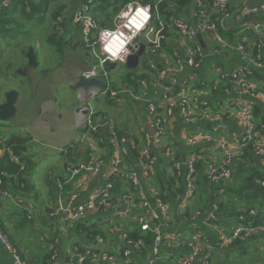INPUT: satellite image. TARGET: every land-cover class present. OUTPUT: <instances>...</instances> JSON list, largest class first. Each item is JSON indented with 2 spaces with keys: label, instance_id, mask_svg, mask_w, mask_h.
<instances>
[{
  "label": "crops",
  "instance_id": "0c3cea01",
  "mask_svg": "<svg viewBox=\"0 0 264 264\" xmlns=\"http://www.w3.org/2000/svg\"><path fill=\"white\" fill-rule=\"evenodd\" d=\"M177 1L172 0L174 3ZM262 3L264 0H230L225 15L208 7L203 10V17L217 23L218 34L227 44L232 45L243 37H247L250 41L248 49L250 55L258 52L264 61V37L260 36L264 35V31L255 30L256 25L264 23V13L252 16L243 14L245 8L258 6ZM93 4H95L94 0H74L73 7L69 12L65 11L64 7L62 13L67 12L68 14L65 25L69 26V21L71 19L73 21V18L78 14H90ZM154 5H156V1ZM177 7L181 9V12L168 8V15L170 16L161 14L160 21L156 25L159 27L166 26L169 29V35L164 40L163 45L148 48V44L152 42L154 35L151 30L144 33L140 39V42L145 44L146 51L140 57L138 74L143 72L148 76L134 85L128 81V76L114 77L112 73L110 80L108 76V82L110 81L111 84L109 86L120 95V101L115 102L109 95H105L108 96V100L101 101L96 107L93 106L94 113L105 119L112 118L115 121L118 138L131 139L135 142L136 151H132L128 143H125L128 153L123 158L121 167L126 172H132L136 175L139 193L144 200L151 204L152 210H156L153 200L156 197L161 198V194H163L164 199H162L169 205V213L162 218L161 222V229L165 236L169 232L176 231L181 232L184 238H189L194 232H201L203 251L209 257L207 264H264V232L253 233L246 240L235 241L229 246L218 244L219 234L229 233L239 223L244 227H264V192L259 187V181L264 179V159L251 148L243 150L234 157L231 163L232 179L217 184L207 180L206 170L208 164L213 160L221 161L220 153L199 159L196 164V193L186 205L182 204V196L185 190V186L182 189L184 169L178 177L172 167V161L184 163L187 155L196 148L212 147L220 141H225L231 145L245 134V128L241 122L214 116L216 112L228 109L232 101H240V103L250 106L257 125L255 131L264 136V132L259 128L264 114V70L254 69L246 59L237 53L227 51L208 33H198L197 35L200 37L197 38L196 35L192 43V45H199L204 53L203 58L192 67L186 58L184 42L179 34L169 26L168 22L172 18H177L195 28L199 6L197 0H188L183 6L179 2ZM60 32L59 30L58 36L61 35ZM66 32L67 35L62 42L65 51L63 47L60 50H50L48 53L41 50L40 59L37 58L39 63L37 73H31L27 69L23 75L24 79L16 81L9 78V84L12 87L8 91H17L19 98L14 120L5 126H0V131L3 133L0 135V159L6 153L5 140L9 136L20 135L27 140L23 146L24 151L21 153V166L23 168L21 181L23 183L20 191L26 194L20 197V193L13 190V183L11 181L5 182V189L11 198H19L21 203H16L11 198H0V223L3 224L2 227L0 224V228L2 230L10 222L17 223L12 229V234H9L7 230L6 233L26 264H44L46 254L51 264H66L68 252L75 245L104 251L115 257L116 264H125L121 256L124 248L122 233L126 231L131 235L136 230H140L133 220L118 223L117 226L113 225L119 220L123 205L106 213L88 216L82 221V224L100 230L103 239L100 246L95 244L94 239L84 238L77 231V223L63 227L60 223V216L53 218L49 216L58 208L56 195L58 180L63 181L65 178L66 162L77 165L103 160L104 170H106L110 167L116 152L115 141L109 134L103 135L104 144L99 145L95 142V135H91L85 127L76 126L75 111L79 107L77 103L79 97L72 87L77 75L80 72L84 73L92 66V56L89 52L81 51L82 49L85 50L86 46H82L79 33H75L77 28L71 25L66 27ZM69 44L74 47L73 52L78 55L77 57H73L72 52L73 55L70 54L67 57L69 60H66L63 66L57 65L54 69L43 65L42 59L45 53H54L60 57L66 51L71 52L72 48H69ZM53 47L56 49L57 45ZM35 48L38 49L37 46ZM8 58V55L4 57V59ZM25 62L28 64L27 58ZM147 64H151L154 69H148ZM111 67L116 69L117 66L106 64V72ZM165 68L172 70L171 75H169V79L174 81L171 92L173 93V87L179 88V92H175L178 97L184 96L204 103L205 109L211 115L186 123L182 119L180 109L176 108L168 122L167 134L162 137L159 143H151V155L155 159L154 172L151 178H145L142 173V162L139 160L140 149L147 144L148 140H152L154 134L148 115L149 104L153 103L163 109L167 98L170 96L165 87L158 83L155 76L157 70ZM49 69L53 72H50ZM233 70L244 72L245 80L254 86L252 96L240 94L238 91H234L232 86L230 87L227 83L219 80L221 73ZM107 73L110 74V71ZM36 74L39 75L38 80L33 79ZM52 78L57 79L55 84L48 83ZM29 92L31 93L29 94ZM95 92L96 90L92 91V93ZM96 95H92L91 98ZM121 101L124 102V105L117 107L115 103ZM4 102L5 100H0V104ZM190 137L197 140L195 146L187 143V139ZM31 140L45 141L46 146L50 147L58 157L56 161L50 163L45 160L49 166L42 169L40 173L37 172L38 164L30 146ZM17 179L20 182V179ZM103 184L100 173L80 174L64 189L67 194L76 193L78 195L77 204H82L91 193L99 190ZM173 184L176 187L180 185V193L176 196L173 194H176L177 191L171 188ZM123 187L128 188V185L124 184ZM35 188L36 194H40V201L36 202L37 207H32V211L38 210L32 215L34 220L31 222L25 220L24 222L23 216L19 215L17 210L24 209L29 200L26 198V196H30L29 190ZM42 195L48 204L46 207ZM213 205L218 206V211L215 218L211 220L209 213ZM7 211L11 212L6 213ZM143 236L147 237V234ZM186 253L187 248L178 249L163 245L160 249L158 264H179L180 258ZM147 259L148 252L146 251L141 254H134L131 258L133 264H147ZM0 264H13L11 254L1 242ZM89 264L105 263L92 262ZM194 264L205 263L201 257Z\"/></svg>",
  "mask_w": 264,
  "mask_h": 264
},
{
  "label": "built area",
  "instance_id": "2783aa9c",
  "mask_svg": "<svg viewBox=\"0 0 264 264\" xmlns=\"http://www.w3.org/2000/svg\"><path fill=\"white\" fill-rule=\"evenodd\" d=\"M15 0H0V14L3 9L13 3ZM97 1V0H94ZM230 0H197L199 12L197 13V25L195 28L190 27L185 21L172 18L169 20V26L176 31L181 37L186 46V58L189 64L193 67L203 58V50L199 45H192L198 33H208L214 39L225 47L230 53H237L256 70H264V61L257 52L254 55L248 51L250 41L247 37H243L240 41L234 44H227L218 34L217 23L207 20L203 17V10L210 7L216 10L219 14H226ZM163 0H156V5L162 3ZM154 5V7L156 6ZM264 13V3L245 8L243 14L245 16L259 15ZM89 14H78L74 17L75 22L80 25L82 39L88 44L92 50V66L84 73L86 78L102 79L105 82V87L96 91L95 94L109 95L115 102L120 101V95L113 91L109 84L108 73L105 70L106 64L125 65L127 59L133 53H137L142 35L150 29L153 19V9L150 5L140 4L136 1H131L124 5L112 22L111 28H98ZM163 28V26L161 27ZM258 32L264 31V23L255 26ZM155 33L153 35V40ZM114 39H119L123 42V49L113 55L111 43ZM149 69H154L151 64L146 65ZM172 70L165 68L157 70L155 73L156 79L160 85L165 87L170 96L167 98L163 109L151 103L148 106V115L151 119V124L154 129L152 140H148L147 144L140 149L139 160L142 162L143 176L151 178L155 159L151 155V143H159V141L167 134V126L169 120L173 116L176 108L181 111L183 121L191 122L194 119H202L208 117L211 113L205 109L204 103L197 100H191L184 96L178 97L171 92V88L167 86L174 85V81L169 79ZM242 70H233L231 72L221 73L219 80L232 86L234 91L243 95L252 96L254 86L245 80ZM169 84V85H167ZM88 114L83 116L79 127H85L91 135L97 136L95 142L99 145L104 144V137L100 134L101 129L106 131L115 141L116 152L112 158L110 167L104 170L103 160H96L87 164L80 163L77 165L65 164V178L63 181L58 180V208L51 213L52 217L60 216V223L63 227L78 223L84 218L96 213H106L116 207L123 205V209L119 214L118 223H126L128 220H133L137 224V228L142 232V236L133 239L126 231L122 233L124 248L121 256L125 264H133L132 256L141 254L144 251L148 252L147 264H158L160 259V249L163 245L170 248H187V253L183 255L179 264H194L202 257L203 263L207 264L208 254L203 251L202 234L194 232L189 238H184L181 232L172 231L165 236L161 229L162 218L169 213V205L162 198L156 197L153 200L155 211L152 210L151 204L144 200L138 188V179L132 172H126L122 169V160L127 155L128 149L125 143H128L132 151H136V144L131 139L118 138L116 131V123L112 118H106L103 121L92 119L93 107L90 105V100L87 103ZM216 117H225L227 119L239 121L245 128V134L236 139L231 145L225 141H220L212 147H200L191 151L184 163L180 164L177 161H172V167L176 175L180 177L181 171L184 169V194L182 196V204H188L196 193V164L199 159L206 156H214L220 153L221 161L213 160L208 164L206 170V178L210 183H221L231 180L233 177V169L231 163L234 157L247 148H251L257 155L264 159V136L255 131L257 125L250 106L240 103V101H232L231 106L223 111H218L214 114ZM261 131L264 132V114L262 123L259 125ZM260 131V132H261ZM187 143L191 146L197 144V140L193 137L187 139ZM8 150H6L7 152ZM10 160L18 163V158L8 151ZM100 173L104 182L103 186L91 193L82 204H77L78 195L76 193H66L65 186L70 183L75 177L80 174H96ZM18 181L17 177L7 172L0 170V198L10 199L11 195L5 189V182ZM128 185L124 188L123 185ZM259 187L264 192V179L259 181ZM16 203H21L19 198H11ZM218 206L213 205L209 213V219L215 218ZM264 232V227H244L241 223L235 225L229 233H220L218 236V244L220 246H229L235 241H244L253 233ZM150 233L153 235L151 245H147L144 239V234ZM85 238V233L81 234ZM100 246L103 242L101 235H96L91 240ZM0 242L7 251L11 254L13 264H26L20 257L18 250L12 245L9 237L0 229ZM92 262H102L105 264H116V259L104 251L93 250L89 247H81L80 245L73 246L68 252L66 264H89ZM249 264V263H245Z\"/></svg>",
  "mask_w": 264,
  "mask_h": 264
},
{
  "label": "rangeland",
  "instance_id": "374dc122",
  "mask_svg": "<svg viewBox=\"0 0 264 264\" xmlns=\"http://www.w3.org/2000/svg\"><path fill=\"white\" fill-rule=\"evenodd\" d=\"M137 3L142 4L143 0H134ZM74 0H55L54 2H51L48 4V8L44 12L42 20L40 19V14H37L34 18L33 21L27 23L23 18H18L15 20L14 23L11 24H5V25H0V100L6 97L7 92H9V88L12 87L11 84H9V78H13L16 81H20L21 79H24V76L22 73H26L27 69L31 73H37V67H29L28 64H26V53L28 51L29 47H32L35 49V55L37 56L38 59H40L41 50L46 51L47 53L50 50H57L61 49L63 47V50L65 51V46H62V42L65 39V36L67 35L66 33V27L73 26L77 28V32L79 33V38L82 41V46H86L85 50H81L84 52H89L92 56V50L91 48L88 47V44L82 39L81 33H80V25L79 23L75 22L74 18L73 21L72 19L69 21V26L65 25V21L68 19V14L72 9ZM65 7V11H62L57 14L58 10L60 9L61 6ZM162 3L159 5H156L155 7H152L153 9V19L150 25V29L153 30L155 33V26L158 24L161 18V7ZM120 9V8H119ZM228 10V9H227ZM63 15V16H62ZM90 16L91 15H87ZM115 16L112 18V21L114 20ZM98 28H103L99 24H96ZM218 28V25H217ZM219 29V28H218ZM61 31V35H57L58 31ZM73 33V32H72ZM56 43V44H55ZM56 49H54L53 46ZM37 46L38 49L35 48ZM72 48L71 52L66 51V53H62L60 57H58L57 54L50 53V54H44L43 57V65L48 67H51V69H54L57 65L63 66L67 59V57L72 54V52L75 50L74 47H72L71 44H69V48ZM74 54V55H73ZM73 57H77L78 55H75L73 52ZM9 56L8 59H4V57ZM46 57V58H45ZM7 60V61H6ZM47 60V63L45 64V61ZM6 63V65H4ZM39 64V63H38ZM106 66V65H105ZM104 66V67H105ZM114 66V65H113ZM125 65H117L116 69L111 67L107 70V72L110 71L109 75V80L112 78V73L114 74V77L118 76H123L127 75L130 71V69H126L124 67ZM45 69V68H44ZM43 69V70H44ZM114 69L113 71H111ZM139 69V68H137ZM50 70V69H49ZM89 70V69H88ZM87 70V71H88ZM85 71V72H87ZM50 72H53L50 70ZM84 72V73H85ZM144 74L143 72H140L139 75ZM10 75V76H9ZM37 75V76H36ZM34 75V80L39 79V75L36 74ZM54 76V75H53ZM38 77V78H37ZM57 82L56 78H52L48 81V83H53L55 84ZM110 82V81H109ZM108 82L107 83L111 86V84ZM12 91V90H11ZM31 92H29L30 94ZM47 96V95H46ZM108 96H103L102 94H97L94 96V98L90 99V105L93 107H96L99 105L101 101H107ZM26 103V102H25ZM77 103L79 106H81V102L79 99H77ZM32 104V103H30ZM29 104V105H30ZM117 107H122L124 105V102L121 101L120 103H115ZM113 104V106H115ZM125 108H127L125 106ZM94 113V109H93ZM95 114V113H94ZM77 116V115H76ZM7 123H1L0 126H5ZM79 128H83V126H80ZM3 133L0 131V135ZM31 149L33 153L35 154V159L37 165V172L40 173L42 169H46L50 162L56 161L57 154H55L50 147L46 146L45 141H34L31 140ZM47 160V162L45 161ZM37 173V174H38ZM168 176V175H167ZM177 179V177H176ZM37 187V186H36ZM38 188V187H37ZM20 197H23L22 195L26 194L23 192H19ZM28 194H30L29 197L26 196L28 200L27 204L25 205L24 209H18L17 213L21 216H23V221L25 222H31L33 219L32 215L37 212V210L32 211V207L36 206V202L40 201V194H36V188L35 189H30ZM37 198V200H36ZM43 203L45 204L44 206H48L47 202L45 201V198L42 195ZM31 205V206H30ZM35 207V209H36ZM11 211H7L6 213H10ZM27 212V215L26 213ZM26 216V218H24ZM50 218H53L51 214L49 215ZM16 221V220H13ZM10 224V225H9ZM9 224H6L4 233H6V230L9 232V234H12L14 227L17 225L16 222H10ZM26 224V223H25ZM30 226V225H29ZM31 227V226H30ZM2 229V231H4ZM28 229V227H26ZM6 235L9 237V235L6 233ZM53 255V253H52ZM45 263L51 264L50 259L48 260V256L44 257Z\"/></svg>",
  "mask_w": 264,
  "mask_h": 264
},
{
  "label": "trees",
  "instance_id": "16d2710c",
  "mask_svg": "<svg viewBox=\"0 0 264 264\" xmlns=\"http://www.w3.org/2000/svg\"><path fill=\"white\" fill-rule=\"evenodd\" d=\"M54 1L55 0H15L9 6H7L3 9L2 13L0 14V25L14 23L15 20L20 18V17L23 18L25 21H27V23H29V22L34 20V18L37 14H40L39 20H42L44 12L48 8V4H50L51 2H54ZM131 1H134V0H97V1H94L95 4H93L94 6L92 7V11L90 13L91 17H92L93 21L95 22V24H99L103 28H111L112 27V18L119 13V11L122 9V7L124 5H126L127 3L131 2ZM155 1L156 0H143L142 4H150L152 7H154ZM119 2H121V4H119ZM179 2H181V5L183 6V4L187 3L188 0H178L175 3L172 2V0H163L162 5L160 7L161 14H163L164 16H167L169 14L168 8H172L173 10H175L177 12H181V9H179L177 7ZM62 9H64L63 6L60 7L57 14H59L62 11ZM169 16L170 15H168V17ZM156 27L157 28L155 30V37H154L155 40L148 44V48H150V49L157 46V45H163L164 40L169 35V29L166 26H164L163 28H161L159 26H156ZM151 74H154V73H151ZM126 76H128V81L131 84L136 85L138 81L142 80L143 78H146L148 75H146V74L139 75L138 69H135V70H130ZM167 87L171 88V86H167ZM172 89H173V94L176 96L177 94L175 92H177V91L179 92L180 89L177 87H173ZM92 119L94 121H97V120L103 121L105 118L100 117L97 115V113H95L92 115ZM99 132L101 135H104V136L108 134L104 130H103V133H101L102 132L101 129L99 130ZM96 137L97 136H95V138ZM26 142H27V140L20 135L9 136L5 140L6 148L15 157L19 158V162L15 163L14 161L10 160V156H9L8 151L0 159V170L7 172L13 176L15 175L17 178L20 179L21 183L18 181L16 183V182H13V180H11V182L13 183V185H12L13 190L16 193H19L22 190L21 184L23 182L21 181L22 180L21 174L23 173V168L21 166V164H22L21 153H23V151H24L23 146H25ZM182 184H183V181H182ZM171 188L172 189L174 188L177 191V193L173 194V195L176 196V195H178V193H180V190H181L180 185L178 187H176V185L173 184L171 186ZM182 189H184V185H183ZM56 195H57V192H56ZM52 196H53V193H52ZM161 198H163V194H161ZM25 213L27 215V212H25ZM187 214H188V212H187ZM24 218H26V216H24ZM0 224L2 227L3 224L2 223H0ZM77 231L80 234L85 233L86 239H92L93 237H95L96 235H100V233H101L100 230H95L94 227L84 225L81 222L77 223ZM141 234L142 233L140 231L136 230L130 236L133 239H137L141 236ZM144 239H145V242L147 245H151L152 241H153V235L150 233H147V237L145 236ZM44 264H47V262Z\"/></svg>",
  "mask_w": 264,
  "mask_h": 264
},
{
  "label": "water",
  "instance_id": "95a60500",
  "mask_svg": "<svg viewBox=\"0 0 264 264\" xmlns=\"http://www.w3.org/2000/svg\"><path fill=\"white\" fill-rule=\"evenodd\" d=\"M199 38L200 35H197ZM264 37V35H260ZM145 44L143 42L139 43V48L137 53H133L130 55L127 59V62L125 64L127 69L135 70L139 67L140 63V57L143 56L145 53ZM26 58L28 61L29 67H37L38 61L37 56L35 55V49L32 47L28 48V51L26 53ZM25 75V73H22ZM105 87V82L102 79L97 78H86L84 73L80 72L74 83H73V90L78 93L79 100L81 102V106H79L76 109V126L79 127V123L83 116H87L88 109H87V103L91 99V96L95 93H92V91H100ZM19 98V93L17 91H9L6 94L5 102L0 104V122L1 123H9L16 117L17 113V101Z\"/></svg>",
  "mask_w": 264,
  "mask_h": 264
},
{
  "label": "clouds",
  "instance_id": "9594fccd",
  "mask_svg": "<svg viewBox=\"0 0 264 264\" xmlns=\"http://www.w3.org/2000/svg\"><path fill=\"white\" fill-rule=\"evenodd\" d=\"M124 47V44L119 39H114L111 43V50L113 55H117Z\"/></svg>",
  "mask_w": 264,
  "mask_h": 264
},
{
  "label": "bare ground",
  "instance_id": "6f19581e",
  "mask_svg": "<svg viewBox=\"0 0 264 264\" xmlns=\"http://www.w3.org/2000/svg\"><path fill=\"white\" fill-rule=\"evenodd\" d=\"M146 47V46H145ZM145 51H146V49H145Z\"/></svg>",
  "mask_w": 264,
  "mask_h": 264
}]
</instances>
